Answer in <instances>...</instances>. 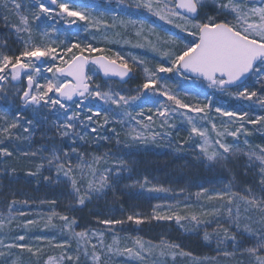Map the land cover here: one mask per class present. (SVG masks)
I'll return each mask as SVG.
<instances>
[{"label":"snow or ice","instance_id":"obj_1","mask_svg":"<svg viewBox=\"0 0 264 264\" xmlns=\"http://www.w3.org/2000/svg\"><path fill=\"white\" fill-rule=\"evenodd\" d=\"M138 13L179 32L162 36ZM0 24V101L15 98V110L0 107V264H111L114 257L125 264H166L177 257L212 264L213 258L167 240L118 235L126 222L151 220L202 234L217 256L238 255L237 264H264V144L249 139L248 127L264 129V0H0ZM130 28L135 43L126 38ZM12 38L20 45L16 51ZM120 43L150 51L156 62L110 46ZM133 80H139L134 88L122 86ZM201 95L203 102L184 98ZM217 95L239 106L217 104ZM182 130L187 138L175 139ZM48 132V144L34 148V137ZM101 141L127 149L167 141L174 153L192 150L222 178L234 169L251 178L241 188L234 175L211 193L200 185L196 204L174 197L148 217H97V227L83 229L75 217L33 208L36 201L12 189L19 176L11 161L23 159L34 165L25 177L49 173L42 180L63 182L74 206L114 193L132 169L111 151L81 150ZM149 183L144 177L126 187H139L141 194L172 191Z\"/></svg>","mask_w":264,"mask_h":264},{"label":"trees","instance_id":"obj_2","mask_svg":"<svg viewBox=\"0 0 264 264\" xmlns=\"http://www.w3.org/2000/svg\"><path fill=\"white\" fill-rule=\"evenodd\" d=\"M3 32V25L0 24V33ZM61 38L63 39L64 36L62 34ZM73 40L76 39L75 36L72 37ZM81 39H83V34H81ZM10 46L12 51H16L19 49L20 45L14 42V38L10 40ZM103 46V45H101ZM114 51H121L122 54L127 56L126 50L119 48L115 45H110ZM150 65L155 63L156 61L153 58H149ZM184 87H188L187 84ZM200 91V90H197ZM183 96V93H181ZM186 102L189 103H197L203 102L204 97L201 95L199 99L195 96H186L184 97ZM214 100L217 104H223L225 106L230 107H237L239 106L238 101H235L227 96L217 95L214 97ZM2 105L0 107H3ZM9 117H11L12 113L8 112ZM250 130L253 131V134L249 139L254 144H264V129H259V126H248ZM119 130V129H118ZM95 135V134H91ZM123 135V134H122ZM173 136L175 139H184L187 138V132L181 131L179 136H176L174 133ZM7 143V141H5ZM41 144L47 145L45 140L41 139L39 136L34 137V144L33 147H38ZM104 145L105 147L110 146L109 148L113 149L115 153H121L123 156L127 157L129 160L130 165L134 164L131 167L130 173H125V177H131V179H127V181H133L134 183L137 180H143L144 177H147L148 180L151 182L158 179V177H162L163 180H172L174 185H181V187H186L187 184L192 183L195 185L194 191H200V185H203L204 188L208 189L211 193L213 191H217L221 188L224 180L219 172L215 169H209L206 165H202L195 159V154L192 150L187 149L182 153H174L173 149L175 145L169 146L167 141H163L159 143L156 147H148L145 149L141 148H132L127 149L123 145L117 146L114 141L113 142H104L101 141L99 145L97 144H90L87 149H97L100 145ZM10 148L12 147L11 144L8 145ZM87 149H81L87 150ZM100 149V147H99ZM11 163L16 164L17 166V175L19 176V180L11 185L12 189L18 193H23L27 196V198H31L32 200L36 201L32 205L33 208H41L45 213L50 207H53L49 204L40 205V200L51 201L56 200L59 203L57 212L62 214H67L70 217H75L80 229L84 228V222L79 218L78 212L81 210H87L90 207L93 208L96 206V210L99 211V214L106 213V212H113L115 210H119L121 208H129L134 205H142V206H150L156 205L155 196H145L140 193H135L133 190H126L124 192H120V190H115V192H109L103 198H94L93 201L88 204L86 207L80 208L74 206L73 201L70 197L66 195L68 191L66 185L61 182L60 185L53 184L48 186L46 182L42 180L43 175H48L49 173L44 172L41 176H37L35 178L25 177V172H27L30 168H34V165H30L24 162L21 159L18 163L14 159ZM246 179L245 182L241 183L239 187H243L245 184L248 183L249 179ZM244 181V180H243ZM4 183H8V181H4ZM149 183V184H150ZM168 185L169 182H167ZM37 188L39 190H37ZM62 201L66 203L61 204ZM73 205V207H70ZM57 207V206H56ZM34 214V213H33ZM58 223V221H56ZM159 225H151V230H156ZM78 229V230H80ZM211 231V229H208ZM203 230H201L202 233ZM123 238L122 235H119ZM174 236L176 237L177 241H180L182 244L183 249L186 251H190L194 253L196 256H207L212 257L214 260L224 264H237V259L239 256L237 255L236 259H227L223 256H217L215 251V244L208 246L207 243L203 240L202 234L195 235L192 234L190 231L186 232L182 230L178 225L174 226ZM110 242V239H109ZM245 244H248L249 241L245 238ZM185 258L177 257L176 261H185ZM121 258L114 257L111 261V264H120Z\"/></svg>","mask_w":264,"mask_h":264},{"label":"rangeland","instance_id":"obj_3","mask_svg":"<svg viewBox=\"0 0 264 264\" xmlns=\"http://www.w3.org/2000/svg\"><path fill=\"white\" fill-rule=\"evenodd\" d=\"M145 17H147V19L149 20L150 23H153L156 25L157 30L159 32L160 35H164V33L166 31H171V32H179L178 29L173 28L172 25L166 24L164 21L159 20L156 17H152L147 13H138L137 14V18L139 19H144ZM132 32L133 29H128L127 30V37L128 39H133L132 38ZM181 35H185L183 33H181ZM133 43H135V40L133 39ZM115 46H118L121 49L126 50L127 55L129 53L135 54L141 58H146L149 59L150 57L153 58V53H151L150 51L146 50V49H140V48H133L130 47L129 45L120 43V44H114ZM139 82V80H133L130 81L127 85H122L125 88L131 89L134 88L136 86V84ZM115 86V85H114ZM2 105H12L13 106V110H15V98L13 97H9L8 101H0V106ZM53 120L55 119L54 117L52 118ZM48 127H51V124L48 125ZM47 131V129H46ZM37 136H39L41 139L45 140V142L48 144L49 141V137L53 136L52 132H48L47 136H41L40 134H37ZM53 142L56 143L58 146L61 145V141L58 138H53ZM163 142V141H162ZM161 143V142H160ZM158 144H149L147 145L148 147H156ZM100 147V149H99ZM97 149H87V151L95 153V154H102L106 151H111L112 153H115L113 149L108 147H105L103 144L100 145ZM84 151V150H83ZM117 156L121 157L122 159L126 160L129 162L128 158L123 156L121 153H115ZM134 164L131 165V167ZM238 169H234L233 173H225L223 180V184L221 186L224 187L225 184L228 182V180H232L233 176L235 175V183L236 185L239 187L241 183L245 182L246 179L243 176H239L236 175V173H238ZM125 173H130V172H125ZM124 173V174H125ZM244 180V181H243ZM133 181H127V179H124L120 185L118 186V188L116 190H120V192H124V191H128V190H133L135 193H140L142 192V190L139 187H126L127 185H132L133 183H131ZM167 182H169L168 185ZM152 185H162L166 188L171 189L172 191L169 192L168 194H164V193H147L144 192L143 195L145 196H155V200H156V205L160 204V205H166V204H171L174 203V197L178 198L180 200L181 203L186 202V198H189L187 200V202L196 204V197H195V193L199 192H195L194 189L196 188L195 185H193L192 183H189L186 185V187H181L182 184L180 185H174V183H172V180H163L162 177H158V179H156L155 181L151 182L148 186L151 187ZM220 188V189H221ZM184 189V192H181L180 190ZM16 192V191H15ZM17 193V197L18 198H27L26 195H24L23 193ZM66 203L65 201H62L61 204ZM59 203H57L55 206H53L55 208V210L57 211ZM156 205H151L150 206H142V205H134L132 207L129 208H121L119 210H115L113 212H106V213H102L99 214V211H97L95 207L93 208H89L86 211L85 210H81L80 212H78V216H80L79 218L84 222V228L85 227H97V225L95 224V221L97 219V217H99L100 219H104V218H118V219H125L126 216L128 214H139L142 217H148L151 215V213L153 212L154 208ZM57 206V207H56ZM198 206V205H197ZM29 215H34L33 213H29ZM159 225L157 227L156 230H151L150 227L151 225ZM177 225L175 222H169V221H161V222H157L155 220H151L150 222H145L142 223L140 225H136L135 223H129L126 222L125 225H123L122 227L125 229L124 231H120L118 232V235H122L123 237H127V236H131V237H135V236H140L145 240H150L153 242H160L162 239L163 240H167L176 244L181 245V247L183 248L182 244H180V241L176 240V237L174 236V226ZM121 226H117V228L119 229ZM43 234L45 235H51L52 232L46 231ZM130 243V241H128ZM47 250V249H46ZM53 254H55V251L53 250ZM198 257H205V256H198ZM207 257V256H206ZM212 258V257H209ZM185 261H180L177 262L175 260V262H173L171 259L166 261V264H191V262L185 258ZM121 263L120 264H125L124 260L121 258ZM129 264H135V262H129ZM149 264H151V261H149ZM212 264H224V263H220L217 262L216 260L213 259Z\"/></svg>","mask_w":264,"mask_h":264}]
</instances>
